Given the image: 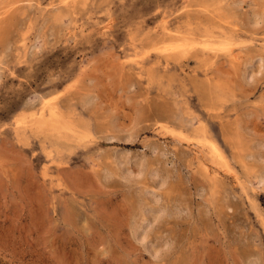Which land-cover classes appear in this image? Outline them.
I'll list each match as a JSON object with an SVG mask.
<instances>
[{"label": "rangeland", "instance_id": "1", "mask_svg": "<svg viewBox=\"0 0 264 264\" xmlns=\"http://www.w3.org/2000/svg\"><path fill=\"white\" fill-rule=\"evenodd\" d=\"M0 264H264V0H0Z\"/></svg>", "mask_w": 264, "mask_h": 264}, {"label": "bare ground", "instance_id": "2", "mask_svg": "<svg viewBox=\"0 0 264 264\" xmlns=\"http://www.w3.org/2000/svg\"><path fill=\"white\" fill-rule=\"evenodd\" d=\"M182 44V43H181ZM170 47V46H169ZM223 48V47H222ZM181 49V48H180ZM237 54V53H236ZM236 60V59H235ZM41 97V96H40ZM32 105H33V103H32ZM42 105V104H41ZM44 105V104H43ZM31 106V105H30ZM32 107V106H31ZM29 108V107H28ZM44 108H45V105H44ZM58 111H59V109H58ZM53 116H54V114H53ZM54 118V117H53ZM37 123V122H36ZM27 126V125H26ZM31 127V126H30ZM49 133V132H48ZM68 133V132H67ZM193 145H195V144H193ZM187 146H188V144H187ZM190 147V146H189ZM195 149V148H194ZM196 150H198V149H196ZM199 151V150H198ZM211 152L213 153V154H215L216 156H220V154H219V152H218V150L215 148V147H213L212 148V150H211ZM223 159V158H222ZM216 160V159H215ZM216 162V161H215ZM216 168V167H215ZM214 168V169H215ZM210 170V169H209ZM217 170V169H216ZM214 171V170H213ZM212 171V172H213ZM220 171H222V170H220ZM219 173V172H218ZM214 174V173H213ZM222 174V173H221ZM216 180V179H215ZM142 225V224H141ZM139 227H140V224H139ZM145 227V226H144ZM145 229V228H144ZM141 230H143V228L141 229Z\"/></svg>", "mask_w": 264, "mask_h": 264}]
</instances>
